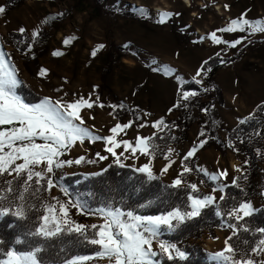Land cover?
Wrapping results in <instances>:
<instances>
[{
    "label": "rangeland",
    "instance_id": "rangeland-1",
    "mask_svg": "<svg viewBox=\"0 0 264 264\" xmlns=\"http://www.w3.org/2000/svg\"><path fill=\"white\" fill-rule=\"evenodd\" d=\"M7 2L8 0H0V6L6 7L5 13L0 14V50L5 53L8 62L18 69L22 84L26 83L38 95L54 100L72 102L81 97L89 99L94 106L92 109H82L81 115L85 119V126L94 134L107 137L112 135L110 129L120 124L113 115L115 108L109 107L115 105L110 95L112 92L130 108H139L143 117L138 127L132 124L119 133L117 140H128L135 146L139 137L153 138L159 132L152 127L153 123L161 118L177 117L173 108L182 89L177 77L191 83L203 61H209L220 53L232 58L243 48V58L217 74V83L223 91L225 104L216 107L225 128L229 129L237 127L240 119L253 115L257 107L264 105V33H252L251 30L232 34L217 32L219 38L229 42L242 40L243 43L236 48L216 45L210 38L213 31L228 26L232 19L241 18L242 14L243 18L253 21L264 20V0H191V6H187L186 0H109L103 1L100 10L95 8L94 0H85L84 5L79 0H29L10 11ZM224 5H229V8L226 9ZM166 12L174 15L171 18L164 17L165 23H158V19ZM50 22L57 24L53 26ZM21 28L26 30L24 33L28 34L34 44L39 36L33 38V32L38 31L39 35L47 33L46 45L40 46L41 50L46 48L47 52L39 59L38 64L33 61L27 63L25 56L10 43V34L20 33ZM66 39H70L67 45L64 43ZM113 43L121 50L116 53L113 73L104 82V70ZM100 45L104 47L93 57L92 52ZM56 51L63 52L64 55H53ZM156 68L159 71H154ZM41 69L47 70L46 76L39 75ZM165 72L168 74L165 75ZM196 78L202 79L203 84L200 86H204L203 72ZM57 88L63 91L57 92ZM100 104L104 107L101 108ZM146 113L150 115H145ZM195 114L200 116L197 110ZM128 122H131L130 118L125 119L123 124ZM141 124L146 126L141 127ZM0 130L5 129L0 126ZM198 130L199 125L195 123L188 142L177 147L171 146L167 154L170 149L173 151L168 160H152L150 155L137 153L136 158L126 159L124 163L136 169L151 161L153 173L172 184L176 178L182 179L190 173L179 177L184 167L189 168L188 160H183V156L191 147L201 142ZM220 134L227 141V132L223 130ZM107 146L102 141H86L82 146L77 143L61 159L74 160L84 156L86 160H96L98 152L107 155L109 159L95 164L82 162L80 165L66 166L60 170L63 179L58 182L76 174L88 177L108 167L114 158L104 150ZM117 153H123L122 159L130 155L123 148L117 149ZM194 157L199 159L198 169L202 174L206 171L210 175H219L226 170L227 178L221 177L215 184H231L238 174L243 173V164L232 153L223 157L216 150L204 147ZM173 160L175 163H172L168 172L161 174V170ZM197 188L206 195H215L216 202L219 203L222 193H213L199 184ZM52 197L66 203L58 187L53 188L48 198V203L55 204ZM251 205L253 214L264 207V191ZM58 207L57 205V209ZM69 212V219L76 223L91 225L103 222L99 218L83 217L77 209L71 207ZM162 231L172 232L166 228ZM231 234L232 230L225 224L223 229L216 231V237L205 234L198 243L208 252L215 253L224 249V241ZM153 248L158 250V245L153 244ZM260 259H264V256H260ZM85 264L108 262L94 258Z\"/></svg>",
    "mask_w": 264,
    "mask_h": 264
},
{
    "label": "snow or ice",
    "instance_id": "snow-or-ice-1",
    "mask_svg": "<svg viewBox=\"0 0 264 264\" xmlns=\"http://www.w3.org/2000/svg\"><path fill=\"white\" fill-rule=\"evenodd\" d=\"M226 9L229 5H224ZM6 7L0 6V14L5 13ZM60 15H63L62 13ZM173 13H163L158 23L166 22L164 17L171 18ZM251 30L252 33H264V20H250L248 18L232 19L228 26L222 27L210 34L211 41L216 45H227L230 48H236L243 43L242 40L229 42L217 36V32L221 33H245ZM20 33L23 34L26 30L21 28ZM33 38L39 36V32L32 33ZM33 42L35 40L33 39ZM28 41H25L27 45ZM64 43H70V39H66ZM100 45L96 51L92 52L95 57L96 52L103 48ZM31 51V49H29ZM55 56L64 55L63 52L56 51ZM209 62L203 61L201 68L197 71L196 77H200L202 72H211L212 68L206 67ZM154 71H159L158 68ZM47 70L41 69L39 75L46 76ZM168 73L165 72V75ZM194 77L191 83L202 85L203 80ZM178 85L182 88L189 81H185L182 77H177ZM22 81L18 77V69L14 64H10L6 59L5 53L0 50V126H9L5 130H0V221L7 216L14 217L19 222H24L25 231L23 238L17 237L11 247L5 246V240L0 239V264H44L42 254L45 251L41 241L61 240L65 242L67 238L73 236L83 237L90 245L98 246L97 257L101 260H106L108 264H163V260L158 257H166L168 261H186L188 256L185 251H182L177 245L162 240V229L173 231L184 225L188 221L195 220L201 217L202 212L212 207L214 214L221 220H224V214L220 210V205L216 202L215 195H205L202 198L187 194L184 204L181 207L173 206L172 210L167 211L162 215H142L135 211L124 210L123 207H117L114 203L105 202L104 206L97 207L94 215H98L102 219L100 224L84 225L76 223L69 219V207L78 209L80 214H88L90 208L86 203L80 200H69L66 203H61L59 198L52 197L56 201L55 204L42 203L37 206L32 197L41 191L51 192L55 187H59L65 197L70 193L62 185L57 184V181L63 179V174L60 172L66 166L80 165L82 162L87 164H95L97 161L108 160L107 155L96 154L97 159L86 160L84 156L76 159H61L77 145H84L86 141L96 143L102 141L108 145L104 150L110 153L114 158L112 164L120 168L126 167L124 160L136 158L137 153L144 156H151L155 159V153L159 150V145L150 141L152 137L137 138L135 146L133 143L124 140H117L120 132L132 126L133 122L125 124H116L110 129L112 135L102 137L94 134L93 131L85 126V119L81 115L82 109H92L93 103L89 99L83 97L68 102L63 99H52L51 97L43 96L39 103L25 102V100L17 94ZM57 92H62V89L57 88ZM204 91H208L204 88ZM65 95H67L65 93ZM180 100L175 104V108L181 106V101L187 102L190 98L198 95L196 91H182L178 93ZM99 99V97H97ZM101 108L103 104L99 105ZM111 108H116V105H109ZM123 107L122 105L120 106ZM185 107L187 105L185 104ZM264 111V108L260 109ZM206 113L207 109H203ZM150 115V114H145ZM254 118V114L238 121L239 125H245ZM146 125L141 124V127ZM152 127L158 131L169 128V125L163 118L152 124ZM259 133H257L258 135ZM200 137L206 134L204 131L199 133ZM175 140L176 137H171ZM207 139L201 142L183 156V160L195 156L199 149H203L207 143ZM241 143L244 141L241 140ZM123 148L124 152H130L129 156H124L123 153L118 154L117 149ZM7 149V151H5ZM173 150H169L164 156L168 160L172 155ZM19 162V163H18ZM175 163L173 160L166 165L161 174L167 173L169 168ZM102 169L96 172L95 176L99 177L106 173L109 168ZM149 163L142 167L133 169L142 175L147 176L150 181H155L157 176L153 173ZM39 169V170H38ZM199 171V169H197ZM192 169L184 167L179 173V177H183L184 173L191 172ZM240 171V169H237ZM15 174V175H13ZM204 175L209 176L210 181L218 182L221 177L227 178L226 170L219 175L209 174L206 171ZM9 177H12L9 179ZM35 178L36 188H32V182ZM236 178L233 181V186L236 184ZM181 178H176L168 187L179 190L183 184ZM46 186V187H45ZM186 187L191 190V193H197L196 184H187ZM226 185L219 183L213 187L212 191L220 192V201L226 200ZM31 190V196L27 195ZM233 200L235 198H232ZM57 205L59 206L57 209ZM151 205H141L142 208ZM254 209L248 202H239L234 204L227 212V221L235 219V223L227 222V227L232 230V234L224 241L225 247L223 250L210 253V257L216 264H264V259L254 260V256H264V228H259L251 232L252 237L259 234V238L250 242L244 241L245 245H251L250 248L238 251L229 241L233 237H238L242 230L244 233H249L250 229L245 225H241L246 217L253 214ZM43 212L38 219L33 220L31 224L28 222L31 219L30 214ZM15 227V225H13ZM89 230L91 236L88 235ZM154 242L158 245V250L153 248ZM17 246L25 247L26 250H19ZM94 259L92 256H75L74 258L66 257L60 264H85L86 261ZM55 264V262H53Z\"/></svg>",
    "mask_w": 264,
    "mask_h": 264
},
{
    "label": "trees",
    "instance_id": "trees-1",
    "mask_svg": "<svg viewBox=\"0 0 264 264\" xmlns=\"http://www.w3.org/2000/svg\"><path fill=\"white\" fill-rule=\"evenodd\" d=\"M28 1L8 0L7 8L9 11L14 10ZM94 1H96L95 8L100 10V5L103 1L108 2L109 0ZM79 3L81 5L86 4L85 0H79ZM127 15L134 16L133 14ZM55 23L50 22L51 25ZM46 36L47 33H41L34 44L28 34L12 33L10 34V43L25 56L26 62L33 61L34 64H38L39 59L47 52L46 48L42 50L40 48L42 44L46 45ZM1 40L2 36L0 35ZM25 41H28L27 45ZM119 50L121 48L114 43L111 44L107 66L102 79L104 82H106L108 76L114 71L115 56ZM244 53L245 48L232 58H227L224 56V53H220L210 59L208 61L209 64L205 68L210 66L212 71L203 72L205 78L204 86L189 83L181 89V92L185 90L196 91L198 95L190 98L187 102L181 101L179 108H175L174 105L173 111L177 113V117L175 119L163 118L169 125V128L159 131L153 137V140L150 141V143L154 142L159 145V150L155 153V159L162 160L167 155V151L171 146H181L189 141L190 131L194 124L198 123V139L199 141L207 139L208 142L204 146L206 149H214L221 153L223 157H227L229 153H232L243 164V173L235 177V179L239 178L236 180L238 186H233V183L226 185V200H219L218 204L220 205L222 214H224V220L217 217L212 207H209L202 212L201 217L186 222L180 228L172 232L163 231L161 239L177 245L188 256L186 261H168L166 257H158V259L163 260V264H216L215 261L211 260L210 252L199 244L198 241L205 234H210L213 238L216 237V231L223 229L225 224H227V212L234 204H238L239 202L252 204L259 194L264 191V111L260 110L264 108V105L257 107L254 118L247 124L238 125L235 128L229 129L225 128L224 121L216 107L217 105L223 106L225 104L223 91L217 83V74L225 67L240 61ZM204 88H207L208 91L205 92ZM17 94L21 95L25 102L31 103H39L42 97L26 83L21 85L17 90ZM110 95L114 100V104L117 106L113 115L117 117L120 124H123L125 119L130 118L131 122H133L132 124L138 127V124L143 120L141 110L139 108H130L118 96L113 95L112 92H110ZM178 100H180L179 95L175 104ZM185 104L187 107H185ZM121 105L123 106L122 108L120 107ZM203 109H207V112L205 113ZM195 110L199 112V117L196 116ZM8 127L1 126V129H7ZM223 130L228 134L227 141L220 134ZM201 131L205 132L206 135L204 137H200L199 133ZM257 133L259 134L257 135ZM173 136L176 137L175 140L171 139ZM241 140L244 142L241 143ZM198 161V157H192L187 161L192 171L182 178L184 183L179 190L168 187L171 183L161 177H157L155 181H150L147 179V176L133 171L134 168L132 167L126 166L120 168L115 164H112V167L99 177L95 176V174L89 175L88 177L82 174H76L64 178L61 182L57 181V184H62L70 193L69 196L65 197L58 187L61 197L65 198L66 202L69 200H80L90 208L88 214H81L83 217L91 216L99 218L98 215L92 213L95 212L97 207L104 206L105 202L110 204L114 203L117 207H123L124 210L128 211H135L137 214L156 216L166 214L167 211L173 209V206L181 207L185 202L187 194H192L200 198L206 195L204 191L191 193V190L186 187L187 184H199L202 188L209 189L213 192L212 189L216 184L210 181L200 170H197ZM9 179L11 178L9 177ZM36 187L34 181L32 188L34 189ZM52 192L53 189L50 193L41 191L35 197H32V199L37 206H40L42 203H48V198ZM27 195L31 196V190ZM232 198L235 199L233 200ZM149 201H151L150 206L145 208L141 207V205L148 204ZM77 211L79 212L78 209ZM42 214L43 212L30 214L31 219L28 223L31 224L33 220L38 219ZM227 222L235 223V219L233 218V220ZM245 224L250 229V232L244 233L241 230L238 237H233V240L229 241L238 251L237 258H239V251L248 249L251 246L245 245V240L252 242L259 238V234L256 237H252L251 232L259 228H264V207L250 217H246L244 221H241V225ZM24 231V222H19L12 216H7L0 221V239L5 240L6 247H11L18 236L23 238ZM88 235L91 236L90 230ZM41 243L45 247V251L42 254L44 264H53V262L60 264V261L66 257L92 256L98 258L96 255L98 246L88 244L80 236L69 237L65 242L55 240L47 242L41 241ZM154 244L156 243L154 242ZM17 247L19 250H26L25 247ZM259 259L260 256H257L255 260Z\"/></svg>",
    "mask_w": 264,
    "mask_h": 264
},
{
    "label": "bare ground",
    "instance_id": "bare-ground-1",
    "mask_svg": "<svg viewBox=\"0 0 264 264\" xmlns=\"http://www.w3.org/2000/svg\"><path fill=\"white\" fill-rule=\"evenodd\" d=\"M186 4H187V6H191V4H192L191 0H186Z\"/></svg>",
    "mask_w": 264,
    "mask_h": 264
},
{
    "label": "crops",
    "instance_id": "crops-1",
    "mask_svg": "<svg viewBox=\"0 0 264 264\" xmlns=\"http://www.w3.org/2000/svg\"><path fill=\"white\" fill-rule=\"evenodd\" d=\"M19 95V94H18ZM21 96V95H20ZM22 97V96H21ZM23 98V97H22Z\"/></svg>",
    "mask_w": 264,
    "mask_h": 264
}]
</instances>
